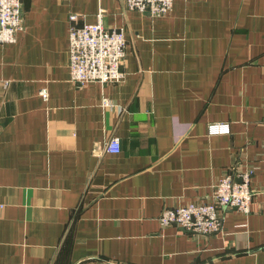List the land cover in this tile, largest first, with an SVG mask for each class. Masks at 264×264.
Wrapping results in <instances>:
<instances>
[{
  "label": "crops",
  "instance_id": "1",
  "mask_svg": "<svg viewBox=\"0 0 264 264\" xmlns=\"http://www.w3.org/2000/svg\"><path fill=\"white\" fill-rule=\"evenodd\" d=\"M100 10L125 29L124 78L76 84L70 15ZM23 13L0 43V264H264V0H174L155 17L23 0ZM246 165L250 213L221 207L211 234L161 222Z\"/></svg>",
  "mask_w": 264,
  "mask_h": 264
},
{
  "label": "built area",
  "instance_id": "2",
  "mask_svg": "<svg viewBox=\"0 0 264 264\" xmlns=\"http://www.w3.org/2000/svg\"><path fill=\"white\" fill-rule=\"evenodd\" d=\"M127 7L137 9L150 16L166 15L174 0H124ZM103 10L95 23H77L79 15H70V73L71 81L85 85L90 82L115 83L124 78L122 65L126 56L127 38L123 27L107 28L103 22ZM24 29L23 0H0V43L17 39ZM47 97V92L42 91ZM104 104H109L104 99ZM211 133L228 131L226 122L211 123ZM108 152H119L121 142L111 137L106 145ZM253 167L246 165L241 170L225 175L215 185L212 197L206 202H189L167 207L162 215L164 225L174 224L196 234H211L220 229L221 207L235 208L250 213L252 203L251 179Z\"/></svg>",
  "mask_w": 264,
  "mask_h": 264
}]
</instances>
